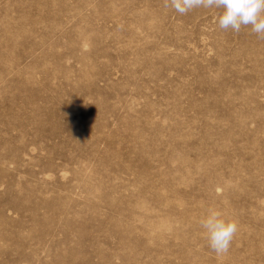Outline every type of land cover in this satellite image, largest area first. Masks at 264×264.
<instances>
[{"label": "rangeland", "instance_id": "1", "mask_svg": "<svg viewBox=\"0 0 264 264\" xmlns=\"http://www.w3.org/2000/svg\"><path fill=\"white\" fill-rule=\"evenodd\" d=\"M221 11L0 0V264H264V38Z\"/></svg>", "mask_w": 264, "mask_h": 264}, {"label": "clouds", "instance_id": "2", "mask_svg": "<svg viewBox=\"0 0 264 264\" xmlns=\"http://www.w3.org/2000/svg\"><path fill=\"white\" fill-rule=\"evenodd\" d=\"M165 7H172L181 15L195 8H217L222 11L217 17L220 29L239 33L242 26L251 25L259 38H264V0H164ZM209 247L217 255L226 254L239 230L237 221L228 218L216 209L209 208L200 219Z\"/></svg>", "mask_w": 264, "mask_h": 264}]
</instances>
